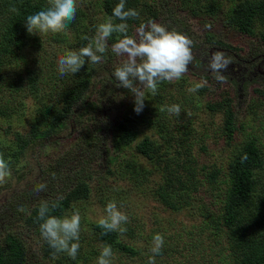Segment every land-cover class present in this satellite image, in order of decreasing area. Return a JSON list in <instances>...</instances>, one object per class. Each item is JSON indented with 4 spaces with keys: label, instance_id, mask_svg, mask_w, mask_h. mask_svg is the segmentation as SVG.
<instances>
[{
    "label": "rangeland",
    "instance_id": "obj_1",
    "mask_svg": "<svg viewBox=\"0 0 264 264\" xmlns=\"http://www.w3.org/2000/svg\"><path fill=\"white\" fill-rule=\"evenodd\" d=\"M104 1L77 0L80 22L77 15L73 26L63 32L35 35L33 43L3 70L0 106L6 109L0 115V154L11 172L0 184V240L7 235L19 238L27 254L25 264H97L104 244L94 237L92 226L105 215L107 203L115 201L129 223L123 225L127 232L117 231L113 244H108L114 253L112 264H148L157 233L163 235L164 245L156 264H236L226 234L206 229V215L220 206L227 164L245 142L255 141L264 158V24L256 21L243 31L230 21L231 8L242 0H137L140 16L129 25L128 35L137 36L140 24L152 20L193 41L192 63L179 80L161 82L156 95L144 89L142 111L157 109L166 120L156 123L157 128L145 125L148 130H139L138 140L147 135L154 141L151 156L138 154L136 142L115 145V124L134 112L133 93L116 87L112 75L126 59L111 51L120 38L116 33L108 40V61L100 62L104 71L100 69L92 80L96 90L89 108L50 131L53 135L43 138L39 146L16 152L17 133L25 137L33 126L48 128L37 124L40 105L56 102L73 81V74L59 73L58 58L92 42L97 26L111 17L103 9ZM79 40L84 45H78ZM216 52L225 53L231 61L222 82L209 68ZM84 66L88 73L100 67ZM105 73L108 78L100 90L98 82ZM202 82L205 86L197 92L188 91ZM173 104L181 107L179 117L166 110ZM222 107L232 110V137L225 130ZM191 155L199 168L220 172L217 184L207 181L201 169L203 184L196 189L179 184L176 165ZM260 179L262 189L264 170ZM40 183L47 185L46 190H35ZM78 184L86 187L87 196L72 201L59 216L80 211L78 255L73 260L61 252L53 258L45 254L41 235L26 219L35 205Z\"/></svg>",
    "mask_w": 264,
    "mask_h": 264
},
{
    "label": "trees",
    "instance_id": "obj_2",
    "mask_svg": "<svg viewBox=\"0 0 264 264\" xmlns=\"http://www.w3.org/2000/svg\"><path fill=\"white\" fill-rule=\"evenodd\" d=\"M117 3H119V0L104 1L103 9L106 15L112 16V9ZM13 6L18 9L17 12L10 10ZM48 6V0H0V90L4 68L15 61L18 53L24 51L35 39V35L28 34L26 30L25 21L27 16L45 10ZM136 6L137 0H126V8L135 9ZM77 15L79 16L78 22H80L82 17L80 16L81 12H78V10ZM229 19L238 29L243 31H247L256 21L264 24V0L240 1L231 8ZM135 20L129 19L127 24L132 26ZM73 24L74 21L67 28L72 27ZM77 44L84 45L80 40ZM109 57L107 53L103 54V59L106 61ZM98 65L101 64L98 63ZM102 66L94 68L89 73L86 71L88 67L84 66V72L80 71L73 74V81L62 89L56 102L40 105L37 111V124L45 123L48 128L33 126L30 134L25 137L17 133L15 135L17 153L23 154L26 149L39 146L43 138L53 135L50 134V131L64 126L81 111H86L89 108L91 105L90 97L94 87H96L92 80L100 69L103 70ZM101 78L104 79L98 82L100 90L103 89L105 79L108 77L105 73ZM29 85H31V78L29 79ZM34 90L31 89V91ZM6 102L9 101L6 100L3 103ZM5 109V106H0V115H5ZM148 111H142L139 114L130 112L115 124L117 129L114 139L116 146H129L136 142L135 149L138 154L149 157L154 153V141L147 135L138 140L139 130H148L145 125L154 126L156 123L162 125L166 120L161 117L157 109H153L149 113ZM221 111L224 115V127L227 135L232 137L235 131L232 110L222 107ZM159 125L154 127L157 128ZM244 154H247V160L241 163ZM183 160L181 164L176 165V168L179 171L180 179V181L178 179L177 181L185 186V189H196L203 184V181L199 180V169L204 171L203 176H207V181H213L217 184L216 179L220 175L217 169L213 168V170L207 172L208 169L199 168L197 161L193 160V155L190 156L189 160ZM263 170L264 158L260 148L253 140L245 142L235 157L227 164L226 173H224L221 181L224 186L220 193V206L216 207L213 213L206 215L208 221L206 229L226 234L234 252L236 264H264V188L260 189V177ZM67 189L65 193L59 194L57 197L52 196L45 203L41 202L29 211L26 223L35 227L39 235H41L40 223L43 222L38 220V210L41 205L47 204L51 209L49 215L59 217L72 201L87 196V189L81 184ZM166 198L167 196H165ZM53 205H56V207L53 208ZM92 231L94 237L104 245L113 244L115 237H117L116 232L102 235L103 229L99 227L98 222L92 226ZM43 249L46 255H52L54 252L44 239ZM122 249L128 250L125 247H122ZM26 260L27 254L19 238L7 235L0 240V264H25Z\"/></svg>",
    "mask_w": 264,
    "mask_h": 264
},
{
    "label": "clouds",
    "instance_id": "obj_3",
    "mask_svg": "<svg viewBox=\"0 0 264 264\" xmlns=\"http://www.w3.org/2000/svg\"><path fill=\"white\" fill-rule=\"evenodd\" d=\"M48 7L35 14L28 15L25 27L30 35L46 34L48 32L60 33L75 20L77 13V0H48ZM17 12L14 6L10 9ZM140 13L134 8H126V0L112 9V16L97 26L96 35L87 46L78 51H67L58 58V71L65 74H76L86 63L98 64L103 60V54L108 51V40L114 33L120 34L117 42L111 45V51L117 56L126 57L120 66L116 67L112 75L117 81L116 87H122L133 93L134 112L141 113L145 106V92L147 88L152 95H156L161 82L179 80L188 71L192 63V39L175 29L169 30L165 25L149 20L141 23L137 29V36L128 35L129 19H139ZM114 18L120 23H115ZM83 39H89L85 36ZM230 58L223 52L213 53L209 68L216 73V79L223 81V72L230 64ZM206 82L197 83L188 89L195 93L205 86ZM170 114L179 117L181 107L173 104L166 109ZM247 160V154L241 158V163ZM8 161L0 154V184L10 175ZM47 185L40 183L36 191L46 190ZM53 208L56 205L52 206ZM22 210V209H21ZM51 209L47 204L41 205L38 210L40 233L42 238L54 250L53 258L58 253H66L75 260L80 249V229L82 216L79 209H75L70 216L63 218L49 215ZM105 215L98 221L103 229L102 235L110 232L124 234L127 228L123 225L129 223L126 213L119 210L115 201H109L104 209ZM75 241V242H74ZM164 245L163 235L157 233L153 236L148 264H156L155 257L161 254ZM114 253L111 245L105 244L97 258V264H112Z\"/></svg>",
    "mask_w": 264,
    "mask_h": 264
}]
</instances>
